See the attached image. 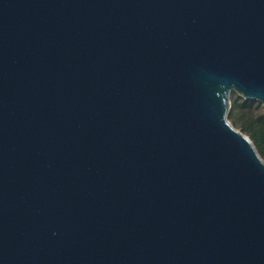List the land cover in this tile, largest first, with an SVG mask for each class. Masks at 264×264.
<instances>
[{
    "label": "water",
    "instance_id": "obj_1",
    "mask_svg": "<svg viewBox=\"0 0 264 264\" xmlns=\"http://www.w3.org/2000/svg\"><path fill=\"white\" fill-rule=\"evenodd\" d=\"M264 0H0V264H264Z\"/></svg>",
    "mask_w": 264,
    "mask_h": 264
},
{
    "label": "trees",
    "instance_id": "obj_2",
    "mask_svg": "<svg viewBox=\"0 0 264 264\" xmlns=\"http://www.w3.org/2000/svg\"><path fill=\"white\" fill-rule=\"evenodd\" d=\"M230 100L228 120L251 139L264 160V106L258 101L245 100L235 92Z\"/></svg>",
    "mask_w": 264,
    "mask_h": 264
}]
</instances>
